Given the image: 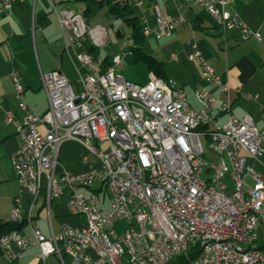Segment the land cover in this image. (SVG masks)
Wrapping results in <instances>:
<instances>
[{"label":"built area","instance_id":"built-area-1","mask_svg":"<svg viewBox=\"0 0 264 264\" xmlns=\"http://www.w3.org/2000/svg\"><path fill=\"white\" fill-rule=\"evenodd\" d=\"M0 1L8 11L15 0ZM116 1L141 9V0ZM194 2L222 32L237 28L243 40L261 41L259 31L231 8V0ZM50 5L79 87L58 69L41 72L48 107L36 113L21 97L19 72L10 73L18 110H4V122L19 142L11 154L18 194L8 220L28 221L30 233L1 234L0 252L14 261L36 245L42 259L53 254L59 264H166L191 248L198 252L190 264H264L257 232L264 233V173L247 163V158L261 163L264 125L258 127L251 113L233 115L229 99L220 103L227 119L217 123L212 112L218 98L202 88L195 90L200 106L194 108L173 79L153 72L145 83L126 79L112 64L104 66L98 54L96 46L105 44L101 27L88 25L82 12L61 8L55 0ZM139 19L144 36L161 38L186 15L167 20L156 7L154 26ZM190 44L188 59L203 80L228 91L229 84L221 82L195 42ZM119 60L114 55L113 62ZM64 140L84 149L85 170L67 171L60 163ZM65 188L69 212L82 215L84 223H63L57 233L45 235L30 213L25 217L21 195H30V207L42 195L51 228V202ZM121 220L128 227L116 233L113 226Z\"/></svg>","mask_w":264,"mask_h":264},{"label":"crops","instance_id":"crops-1","mask_svg":"<svg viewBox=\"0 0 264 264\" xmlns=\"http://www.w3.org/2000/svg\"><path fill=\"white\" fill-rule=\"evenodd\" d=\"M55 1L61 8L82 12L90 26L101 27L104 31L105 43L112 38L108 32L109 29L99 22H94L90 17L96 10H103V8L108 10L105 2L96 1L98 7L95 8L91 4L92 0L91 2L90 0ZM129 1L131 3L135 0ZM141 1V9L130 5L133 15L138 19L143 16L145 23L150 27L155 24L156 7L162 17L167 20L174 18L179 12H184L186 15L184 23L177 25L170 35L161 37L178 51L181 60L174 54L175 52L171 55H175L176 59L172 56L170 59L175 62L176 69L181 70L183 76L181 79L182 81L184 79L185 83L167 76L164 67L159 76L175 80L184 91L186 101L192 107L193 104L190 101L192 99L197 104L196 108L200 106L195 97L196 89L202 88L215 95L218 102L212 113L216 116L217 123L226 121L228 113L220 110V103L224 99H229L230 112L233 115L241 117L245 113H251L258 127L264 125V119L261 117V108L264 107V0H231V8L243 18L250 29L259 31L262 36L261 41L253 36L243 40L237 28L222 32L204 7L193 3V0ZM108 14L112 16L109 10ZM118 31L121 33V30L117 29L115 31L117 36L120 35ZM191 41L195 42L198 51L210 62L221 82L229 84L228 91H222L215 83L203 80L198 65L188 59L193 48ZM65 60L70 61L64 53L60 27L51 10L50 0H15L8 11L2 7L0 1V217L3 215L9 217L13 198L18 194V183L11 162V154L17 148L19 138L13 128L5 124L3 113L8 108L18 110L10 73L13 70L19 72L23 87L21 97L34 112L43 113L48 107V102L40 74L50 69L61 71ZM186 83L191 86L188 92L183 87ZM245 93L257 94V97L248 99L243 96ZM248 159L251 158H247V161ZM254 163H257L258 167L251 165L264 173V154L261 156V163L256 161ZM81 164L84 165L82 162ZM69 193V189L65 188L63 194L56 199L65 197L66 194L69 197ZM20 199L25 217L30 213L31 221L36 223L45 235H50L51 230L53 233L60 230V225L63 224L61 218L66 213L56 212L53 219L52 210L59 207L55 198L51 202V228L42 206V195L35 199L31 207L29 194L24 193ZM7 220V218H0V223ZM20 223L22 224L18 231L23 236H27L30 233L28 221L22 220ZM82 223L75 226H80ZM53 257L58 262L53 254L42 259L39 256L38 246L32 245L24 248L20 256L11 261V264H47V259Z\"/></svg>","mask_w":264,"mask_h":264},{"label":"rangeland","instance_id":"rangeland-1","mask_svg":"<svg viewBox=\"0 0 264 264\" xmlns=\"http://www.w3.org/2000/svg\"><path fill=\"white\" fill-rule=\"evenodd\" d=\"M91 4L95 8L98 7V2L96 1L93 2L92 0ZM90 17L94 22H99L101 25H104L106 29H109L108 32L110 33V37H112L105 44L96 46L98 54L100 57L107 58V60L115 67V70L120 72L126 79L136 83H145L148 80L152 62L157 61L161 63L162 68H165L167 76L174 78L180 83H185L184 79L183 81L181 79V70L179 68V70L176 69L175 62L170 59L172 52H175L174 54L178 56L179 60H181V57L178 55L179 53L177 50H175V47L172 46L170 42H167L165 38L157 39L152 34L145 36L146 38L144 43L141 44V48L134 51L133 44H131L129 37L131 29L122 18L114 19V17L108 14V10H106V8H103V10H96V12L91 13ZM137 23L141 24V20L138 19ZM117 29L121 30V34L119 36L115 34ZM116 54L120 55V60L115 64L113 62V57ZM61 72L65 74L73 86L77 88L79 87V82L77 80L78 74L73 64L69 60L64 61ZM183 87L186 92H188L191 88V86L187 85V83ZM190 101L192 102L193 107L196 108L197 104L193 101V99ZM83 152L84 149L81 148L76 142L72 140H64L59 145V161L63 167L67 169V171L69 170L71 172H79V170L87 168L86 165L84 166L81 164L79 159V155ZM204 157L208 158V153H205ZM247 163L254 164V166L258 165L257 163H254L252 159H248ZM203 177L206 178L207 174H204ZM67 199H69L68 194H66L65 197L55 199V201L59 203V207L52 210L53 219H55L54 213L60 212L64 214L66 213V215L62 216L61 218L62 223L71 226L82 223L84 221L83 216H74L70 214L66 205ZM0 218L8 219L9 217L3 215V217ZM125 222V220L117 221L113 226L114 231L116 233L123 232L128 227V224ZM257 232L259 234L260 241L264 240V233H262L260 229H257ZM174 261V259L169 260L166 264H174ZM9 263H11V260H9L5 254L1 253L0 264ZM58 263L59 262H57L56 258L54 257L47 259V264Z\"/></svg>","mask_w":264,"mask_h":264},{"label":"trees","instance_id":"trees-1","mask_svg":"<svg viewBox=\"0 0 264 264\" xmlns=\"http://www.w3.org/2000/svg\"><path fill=\"white\" fill-rule=\"evenodd\" d=\"M100 3L105 2L108 6L109 13L115 18H122L123 21L126 22V24L130 27L131 33L130 38L133 40V49L139 50L141 47V44L145 41V36L142 33V24H138V18L133 15V10L130 5H119L116 0H105V1H99ZM119 34H121L118 31ZM95 51V50H94ZM97 52V51H96ZM107 60L103 59L104 66H109L111 63L106 62ZM161 63L157 61H153L151 64L150 71L154 72L155 75L159 76L161 72ZM161 77V76H159ZM20 222H12V221H4L0 223V235L3 233H7L12 230H19L21 227ZM258 247L261 250H264V240H261L258 243ZM198 250L197 249H189L186 253H182L174 258V264H190L191 259H193ZM1 253V252H0ZM11 264V263H9Z\"/></svg>","mask_w":264,"mask_h":264}]
</instances>
